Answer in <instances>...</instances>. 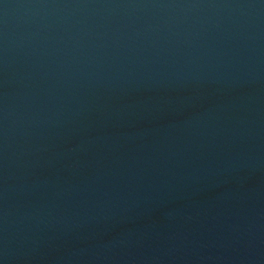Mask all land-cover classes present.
I'll use <instances>...</instances> for the list:
<instances>
[{"label": "water", "instance_id": "water-1", "mask_svg": "<svg viewBox=\"0 0 264 264\" xmlns=\"http://www.w3.org/2000/svg\"><path fill=\"white\" fill-rule=\"evenodd\" d=\"M0 264H264V0H0Z\"/></svg>", "mask_w": 264, "mask_h": 264}]
</instances>
